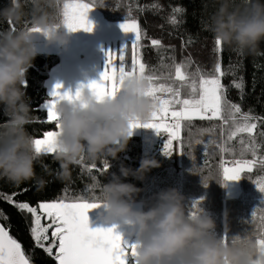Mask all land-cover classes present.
Listing matches in <instances>:
<instances>
[{
  "label": "clouds",
  "instance_id": "1",
  "mask_svg": "<svg viewBox=\"0 0 264 264\" xmlns=\"http://www.w3.org/2000/svg\"><path fill=\"white\" fill-rule=\"evenodd\" d=\"M29 0H9L0 9V23L21 25L0 29V105L7 119L0 122V178L19 185L45 181L37 177L35 165L40 160L28 132L32 107L25 83L28 70L38 54L37 34L49 45L67 46L70 32L43 5L54 6L59 0H30L33 5L30 27H23L24 8ZM215 10L206 20L214 39L235 51L256 55L264 43V0H211ZM31 28L41 29L40 33ZM148 82L139 75L129 76L119 84L114 96L98 99L88 88L75 101L67 99L56 105L60 134L56 139L55 160L60 165L57 179L70 178V167L81 158L95 162L117 159L133 130V122L148 120L155 109L145 93ZM160 164L144 158L136 169L120 166V176L143 180L145 174ZM113 178L102 185L99 219L104 224L130 226L129 236L138 242V264H264V256L253 251L254 245L228 244L214 234L211 216H190L185 197L175 188L162 190L154 203L135 207L142 191L133 183Z\"/></svg>",
  "mask_w": 264,
  "mask_h": 264
},
{
  "label": "trees",
  "instance_id": "2",
  "mask_svg": "<svg viewBox=\"0 0 264 264\" xmlns=\"http://www.w3.org/2000/svg\"><path fill=\"white\" fill-rule=\"evenodd\" d=\"M65 2L66 0H59L52 7L47 4L43 7L61 22L62 6ZM8 4L9 0H0V9ZM95 4V9L111 22H123L127 16L139 22L146 33L145 38L140 41L141 59L146 63L148 73L160 77L159 83L180 87V82L173 83L174 69L178 63L184 64L188 73H194L199 68L205 76L214 74L215 66L219 63L222 71L226 73L221 82L228 89L227 99L240 104L243 113L251 112L255 117H264V43L260 44L259 54L256 55L244 54L226 46L217 51L214 36L206 25L207 18L216 7L211 0H95ZM181 6L186 12H173V8ZM32 9L33 5L29 0L24 8L26 15L23 27L31 26ZM173 15L177 19L175 25L171 23ZM20 26L8 22L0 23V29H15ZM151 39L161 40L162 46H152ZM130 47L131 45L128 52ZM59 60L60 57L55 53L38 52L28 70L26 95L32 107V121L27 127L33 137L42 136L44 130L52 129L51 125L36 122V117L43 113L39 108L34 109V106L42 105L49 98L45 83L49 71ZM241 76L244 78L242 93L231 86L232 81L239 80ZM187 93L188 88L184 87L182 97L186 98ZM6 119L3 106L0 105V122ZM252 122L258 123L257 156H264V136L259 135V132L264 131V125H260L259 121ZM221 124L219 120L197 119L192 122L190 128L186 125L181 131L184 155H180V143L177 142L178 167L166 172V175L165 172L158 171L152 178L145 174L143 180L124 178L120 176L119 171L121 164L136 169L142 159H150L144 154V141L140 134L132 135L126 149L118 153L117 159L102 158L95 162L83 159L82 163L71 166L70 178L66 180L56 178L60 165L55 160V154L41 155L35 165V172L37 177L45 181L44 184L38 185L30 180L16 185L6 178H0V221L22 244L25 252L33 257L35 264H56L41 249L35 248L30 235L31 215L21 213L14 203H9L3 197L11 196L15 203L28 202L32 206L41 201L48 202L65 197L68 200L81 196L91 199L99 197L102 185L109 182L115 174L120 176L122 181L133 183L142 189L136 197V203L142 204L143 207L155 202V187H158V193L175 188L185 197L187 212L193 201H200L202 214L211 216L216 223V236L219 237L226 231L230 245L237 235L241 240L248 241L249 245H255V241L264 232L261 222L264 207L260 206L264 193L249 179L242 177L240 182L244 194L238 197L224 196L219 168L222 154L217 147V143L222 139ZM224 128L226 135L227 126ZM243 139L246 141L247 136L244 135ZM163 143L164 138L160 136L157 146L161 147ZM229 143L235 148L239 158L240 137ZM225 158L230 159L231 156ZM245 158H251V153H247ZM104 161L110 163L108 172L98 173L95 169L90 170L92 164L100 167ZM44 165L48 166L47 169ZM261 177H264V172L254 171L251 180L255 181ZM204 182L208 183L207 187ZM252 211L257 213L255 218L250 216Z\"/></svg>",
  "mask_w": 264,
  "mask_h": 264
},
{
  "label": "snow or ice",
  "instance_id": "3",
  "mask_svg": "<svg viewBox=\"0 0 264 264\" xmlns=\"http://www.w3.org/2000/svg\"><path fill=\"white\" fill-rule=\"evenodd\" d=\"M94 8H96L95 0H66L62 6L60 23L69 32L80 30L92 32L94 24L88 19V15ZM173 12L183 13L186 10L181 6L173 8ZM171 23L173 25L177 23L175 15L172 16ZM119 27L125 34H132L134 39L125 44L119 52L111 49L105 52V68L98 81L93 80L86 86L81 85L75 94L70 91L62 93L60 91L62 85L58 83L54 86L50 99L40 106H34V109L39 108L43 113L36 117V122L52 126V130H44L42 136L33 137L36 152L39 155L56 153V139L60 134L56 105L60 101L77 100L85 87L92 90L98 99L109 95L114 96L124 78L139 75L149 84L145 94L154 101L155 109L148 120L131 123L132 130L141 127L154 130L156 135L164 138L162 153L170 157L175 151L174 142L180 143V155H184L182 128L186 125L190 128L192 122L197 119L219 120L222 122V139L217 143L222 154L219 164L220 182L239 181L244 177L254 183L261 193H264V177L255 181L251 180L254 171L264 172V156H257L258 123L252 122L259 121L260 125H264V117H255L251 115V112L243 113L240 104L227 99L228 89L221 82L226 73L222 71L221 65L217 63L214 74L205 76L199 68L194 73H188L185 71L186 66L178 63L175 65L173 83L180 82V87L159 83L160 77L148 73L147 65L140 57V41L145 38L146 33L139 22L127 16ZM31 30L41 32L39 28H31ZM129 45L133 52L130 66L125 59V52ZM151 45L160 47L162 41L151 39ZM215 46L217 51L222 49V43L219 40H215ZM256 66L254 63V67ZM27 86L26 81L25 87ZM231 86L242 93L244 78L241 76L239 80H233ZM184 87L188 88L186 98L182 97L181 90ZM225 125L227 126L226 135L224 134ZM244 135L247 136L246 141L243 139ZM259 135L264 136V131L259 132ZM238 137H240L239 158L235 148L229 143ZM249 152L251 158H245ZM226 156L231 158H225ZM82 162L83 158L80 163ZM44 167L47 169L48 166L44 165ZM109 168L110 163L104 161L100 167L92 164L90 170L95 169L98 173H106ZM203 184L205 187L208 185L207 182ZM3 199L14 203L21 213L31 215L30 235L35 248L41 249L56 264H138V242L125 240L116 231L115 225L97 228L89 226L88 213L101 206L99 197L89 199L81 196L73 200H68L66 197L57 198L48 202H38L36 206L28 202L15 203L11 196H4ZM199 204L200 201L191 203L188 212L190 216L202 214ZM260 206L264 207V200L261 201ZM256 215L255 211L250 214L252 218ZM261 222L264 225V217H261ZM221 238L228 243L226 231ZM232 244L248 246L249 242L241 240V237L237 235L234 236ZM253 251L264 256V232L255 241ZM0 264H35L33 257L25 252L22 244L2 225H0Z\"/></svg>",
  "mask_w": 264,
  "mask_h": 264
},
{
  "label": "rangeland",
  "instance_id": "4",
  "mask_svg": "<svg viewBox=\"0 0 264 264\" xmlns=\"http://www.w3.org/2000/svg\"><path fill=\"white\" fill-rule=\"evenodd\" d=\"M88 19L94 24L92 32L83 30L70 32V42L67 46L58 44L49 45L46 38L37 34L36 47L38 52L55 53L60 57L59 63L49 71L46 80V88L50 99V94L56 84H61L60 91H70L75 94L81 85H87L90 81H98L100 74L104 71L106 56L109 49L119 52V50L134 39L132 34H125L119 25L122 22H111L104 18L101 12L95 8L89 12ZM129 49V47H128ZM141 57V47L139 48ZM132 48L125 52V59L128 66L131 65ZM86 88V87H85ZM183 90V88H182ZM181 90V91H182ZM47 99V100H48ZM52 130V129H51ZM143 127L133 130V135H142ZM160 136L152 135L144 137V154L159 162L160 166L151 169L146 174L152 178L158 171L166 172L178 167L177 142H174L175 151L172 156H165L162 153V146L157 143ZM155 187V195L158 193ZM223 193L226 197H238L244 194V189L239 181H223ZM44 222V221H42ZM51 230L49 231L50 235Z\"/></svg>",
  "mask_w": 264,
  "mask_h": 264
},
{
  "label": "crops",
  "instance_id": "5",
  "mask_svg": "<svg viewBox=\"0 0 264 264\" xmlns=\"http://www.w3.org/2000/svg\"><path fill=\"white\" fill-rule=\"evenodd\" d=\"M128 50V49H127ZM126 50V52H127ZM143 131V141H144V137L147 135H152L153 137L156 136V133L154 130L152 129H146ZM135 207H143L142 204L140 203H135ZM102 210L101 206L96 208V209H92L89 211L88 216H89V226L91 228H97V227H112L113 225L116 226V231L119 232L122 237L125 240H129V241H134L133 237L129 236L128 233L131 231L130 226L127 225H121L118 222L115 224H104L100 219H99V213Z\"/></svg>",
  "mask_w": 264,
  "mask_h": 264
},
{
  "label": "water",
  "instance_id": "6",
  "mask_svg": "<svg viewBox=\"0 0 264 264\" xmlns=\"http://www.w3.org/2000/svg\"><path fill=\"white\" fill-rule=\"evenodd\" d=\"M0 225H2V226H4V224L0 221ZM5 227V226H4ZM6 228V227H5ZM6 230H8L7 228H6ZM9 231V230H8ZM9 233H10V231H9ZM11 235V234H10Z\"/></svg>",
  "mask_w": 264,
  "mask_h": 264
}]
</instances>
